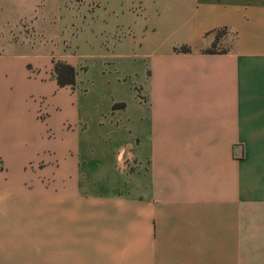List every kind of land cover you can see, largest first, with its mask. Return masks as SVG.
Returning <instances> with one entry per match:
<instances>
[{
  "label": "crops",
  "instance_id": "crops-1",
  "mask_svg": "<svg viewBox=\"0 0 264 264\" xmlns=\"http://www.w3.org/2000/svg\"><path fill=\"white\" fill-rule=\"evenodd\" d=\"M0 264H264V0H0Z\"/></svg>",
  "mask_w": 264,
  "mask_h": 264
},
{
  "label": "trees",
  "instance_id": "trees-1",
  "mask_svg": "<svg viewBox=\"0 0 264 264\" xmlns=\"http://www.w3.org/2000/svg\"><path fill=\"white\" fill-rule=\"evenodd\" d=\"M213 32H215L216 34L215 41L213 45L210 48L206 49L204 52L206 54H219L227 52V50L222 49L219 46L221 45V41L228 34V30L226 28H222ZM176 51L182 53H190L192 50L189 47L183 46L180 48H176ZM54 72L56 80L60 87L75 88L77 84V71L73 66L64 62H58L54 67Z\"/></svg>",
  "mask_w": 264,
  "mask_h": 264
},
{
  "label": "rangeland",
  "instance_id": "rangeland-1",
  "mask_svg": "<svg viewBox=\"0 0 264 264\" xmlns=\"http://www.w3.org/2000/svg\"><path fill=\"white\" fill-rule=\"evenodd\" d=\"M54 186H55V183L52 182L50 187L53 189Z\"/></svg>",
  "mask_w": 264,
  "mask_h": 264
}]
</instances>
